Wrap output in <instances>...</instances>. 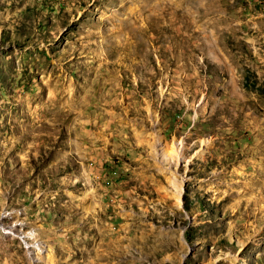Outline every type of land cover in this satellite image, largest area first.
I'll return each instance as SVG.
<instances>
[{
	"label": "rangeland",
	"instance_id": "rangeland-1",
	"mask_svg": "<svg viewBox=\"0 0 264 264\" xmlns=\"http://www.w3.org/2000/svg\"><path fill=\"white\" fill-rule=\"evenodd\" d=\"M0 264H264V0H0Z\"/></svg>",
	"mask_w": 264,
	"mask_h": 264
}]
</instances>
